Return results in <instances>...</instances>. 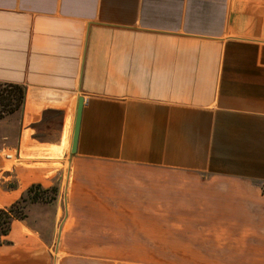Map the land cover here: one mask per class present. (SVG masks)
Returning <instances> with one entry per match:
<instances>
[{"label":"crops","instance_id":"obj_1","mask_svg":"<svg viewBox=\"0 0 264 264\" xmlns=\"http://www.w3.org/2000/svg\"><path fill=\"white\" fill-rule=\"evenodd\" d=\"M0 83V264H264V0H0Z\"/></svg>","mask_w":264,"mask_h":264},{"label":"trees","instance_id":"obj_2","mask_svg":"<svg viewBox=\"0 0 264 264\" xmlns=\"http://www.w3.org/2000/svg\"><path fill=\"white\" fill-rule=\"evenodd\" d=\"M8 87V94H0V102L8 107L17 109L23 102L24 90L22 87L11 84H1ZM58 196V187H43L41 184H31L20 197L6 208L0 209V246L8 244L5 237L10 231L13 221H24L25 212L29 205L54 202Z\"/></svg>","mask_w":264,"mask_h":264},{"label":"rangeland","instance_id":"obj_3","mask_svg":"<svg viewBox=\"0 0 264 264\" xmlns=\"http://www.w3.org/2000/svg\"><path fill=\"white\" fill-rule=\"evenodd\" d=\"M8 87L4 85H0V94L6 96L8 94ZM15 111V108L8 107L7 104L0 102V125L5 121L6 119L13 114ZM13 116V115H12ZM2 134L3 131L0 127V143L2 142ZM6 134V133H5ZM59 168V166H55ZM57 176H55L52 180V183L50 186H57L59 185L58 181L56 180ZM49 186V187H50ZM262 192L264 193V185L261 186ZM59 192V191H58ZM58 198V196H57ZM62 198L57 203V199L54 202L49 203H37L29 205L26 209L25 219L24 221L30 225L31 228H34L37 230L42 237H48L51 229V225L53 223L54 218V210L55 207L62 208L63 202ZM150 230H144L145 238L148 237V234H150ZM144 252H151V246H145Z\"/></svg>","mask_w":264,"mask_h":264},{"label":"water","instance_id":"obj_4","mask_svg":"<svg viewBox=\"0 0 264 264\" xmlns=\"http://www.w3.org/2000/svg\"><path fill=\"white\" fill-rule=\"evenodd\" d=\"M82 103H83V99H82V97H79L77 99V105H76L75 115H74L72 138H71V145H70V150H69L70 154L75 153Z\"/></svg>","mask_w":264,"mask_h":264},{"label":"built area","instance_id":"obj_5","mask_svg":"<svg viewBox=\"0 0 264 264\" xmlns=\"http://www.w3.org/2000/svg\"><path fill=\"white\" fill-rule=\"evenodd\" d=\"M8 159H11L12 157L10 155L7 156Z\"/></svg>","mask_w":264,"mask_h":264}]
</instances>
